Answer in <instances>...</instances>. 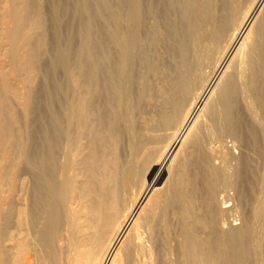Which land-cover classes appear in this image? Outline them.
<instances>
[{
    "label": "bare ground",
    "instance_id": "1",
    "mask_svg": "<svg viewBox=\"0 0 264 264\" xmlns=\"http://www.w3.org/2000/svg\"><path fill=\"white\" fill-rule=\"evenodd\" d=\"M119 1L0 0V264H264V0Z\"/></svg>",
    "mask_w": 264,
    "mask_h": 264
},
{
    "label": "rangeland",
    "instance_id": "2",
    "mask_svg": "<svg viewBox=\"0 0 264 264\" xmlns=\"http://www.w3.org/2000/svg\"><path fill=\"white\" fill-rule=\"evenodd\" d=\"M70 1L73 3V2H75L76 3V1H78V0H39V10H40V13H41V19H42V21H43V23L45 24V26H46V29H47V45H48V48H47V50L44 52V54L42 55V57H41V60H43L42 62L43 63H45V62H47L48 60H50V59H52L54 56H53V54H55L54 52L57 50V48H59V47H62V45H64L65 46V44H66V34H65V30L67 29V27L66 26H68V28H69V26L72 24V26H70L71 27V29L72 30H74V32L76 33V34H78V32L81 30V28H82V17L79 15H76L74 18H72L73 20H71L70 18L71 17H69L70 16V14L68 13V9H69V7H71V5L70 4H72V3H70ZM89 1V0H88ZM91 1V0H90ZM67 2H69V5H68V3ZM119 2H121V1H119V0H107V4H108V6H110V7H115L116 5H118L119 4ZM64 4H66V6L64 5ZM122 5V7L124 8V5L123 4H121ZM67 6H68V9H66L67 8ZM65 7V8H64ZM53 8H57V16H58V20H57V23H58V25H56V22H54L53 23V21L55 20V18H54V14L52 15V12H53ZM122 8V9H123ZM68 10V11H67ZM124 11V10H123ZM69 16H68V15ZM53 18H54V20H53ZM67 18H69V19H67ZM69 20V21H68ZM66 21H67V23H66ZM73 21V23H71ZM71 24H70V23ZM104 22V21H103ZM103 22H100L99 21V24L100 25H104V23ZM69 23V24H68ZM55 24V25H54ZM80 24V25H79ZM54 26V27H53ZM78 30V31H77ZM58 36V37H57ZM76 40V41H75ZM74 40V44L73 45H71L72 47H70V49L72 48V49H75V47H76V44H77V38ZM61 41H62V45H61ZM59 42V43H58ZM56 44L58 45V47L56 48L55 46H56ZM72 49L70 50L71 52L70 53H68L69 55L67 56L68 58V62L71 64H69L71 67L73 66L74 67V60H75V52H74V50L72 51ZM55 50V51H54ZM51 56H53L52 58H50ZM54 59V58H53ZM60 70L62 69V68H60V66L58 67ZM57 68V73L55 74V75H57V76H55L56 77V80H63L64 79V75H63V72H61V71H58L59 69ZM42 77L43 76H39V77H37L36 79H34L35 81L33 82V86H34V88H35V90H36V92L38 93V94H36V101H37V99H38V97H37V95L38 96H40V94H41V91H42V86H43V83H44V77H43V79H42ZM62 77V78H61ZM59 80V81H60ZM39 86V87H38ZM40 93V94H39ZM36 101H35V103H36ZM31 113H30V115L31 114H33L31 117H29V118H31V120H32V124H31V126H30V130L31 129H33L32 127H35V126H32V125H35V118H36V111H35V108H33L31 111H30ZM29 115V116H30ZM34 116H35V118H34ZM34 121V122H33ZM34 123V124H33ZM32 131V130H31ZM234 192V190H228V191H226L225 193L224 192H221V195L220 196H223L224 198H226V199H228L229 197H235V196H232V195H235V192ZM222 193H224V194H222ZM226 194V195H225ZM231 195V196H230ZM229 196V197H228ZM233 202V200H230L229 202H227L226 204H225V206H227V207H231L232 206V202ZM231 203V204H230ZM231 216V215H230ZM237 217V219H238V216L237 215H232V217L231 218H229V215H228V217H227V220L229 221V223L230 224H236V225H238V224H240V219H238L239 221H237V219H236V217ZM234 217V218H233ZM231 219H233V220H231ZM234 221V222H233ZM238 222V223H237ZM226 225V224H225ZM227 226V225H226ZM263 229H264V226H263ZM263 235H264V231H263Z\"/></svg>",
    "mask_w": 264,
    "mask_h": 264
}]
</instances>
